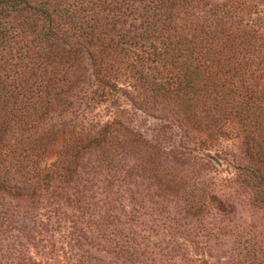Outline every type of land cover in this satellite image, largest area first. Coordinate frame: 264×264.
Masks as SVG:
<instances>
[{
	"label": "trees",
	"instance_id": "1",
	"mask_svg": "<svg viewBox=\"0 0 264 264\" xmlns=\"http://www.w3.org/2000/svg\"><path fill=\"white\" fill-rule=\"evenodd\" d=\"M229 1L0 0V194L60 198L91 150L140 136L117 120L74 121L93 120L80 106L92 89L121 85L140 112L182 111L197 134L184 155L209 160L236 140L232 166L264 220V0ZM241 250L258 262L240 264H264V235Z\"/></svg>",
	"mask_w": 264,
	"mask_h": 264
},
{
	"label": "rangeland",
	"instance_id": "2",
	"mask_svg": "<svg viewBox=\"0 0 264 264\" xmlns=\"http://www.w3.org/2000/svg\"><path fill=\"white\" fill-rule=\"evenodd\" d=\"M208 1L216 9L231 4ZM95 91L80 102L89 113L86 119L93 120L82 122L78 115L76 125L89 129L96 122L117 120L140 136L119 137L108 152L91 150L78 164L80 178L60 198L50 193L47 199L38 194L17 199L0 194V214H6L0 219V264L246 260L241 247L261 241L264 220L232 166V157H239L238 142L223 139L210 148L211 159L195 160L194 155L181 153V145L197 137L181 110L154 107L145 114L132 105L133 89L109 85L103 93L97 87ZM41 147L45 148L43 143ZM48 149L55 154L56 149ZM218 200L230 207L225 211ZM249 262L258 261L247 258Z\"/></svg>",
	"mask_w": 264,
	"mask_h": 264
}]
</instances>
